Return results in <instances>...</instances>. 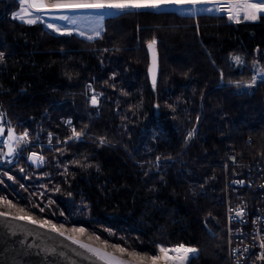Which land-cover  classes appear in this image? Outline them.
I'll return each instance as SVG.
<instances>
[{"label": "trees", "instance_id": "16d2710c", "mask_svg": "<svg viewBox=\"0 0 264 264\" xmlns=\"http://www.w3.org/2000/svg\"><path fill=\"white\" fill-rule=\"evenodd\" d=\"M19 6L0 0V110L30 145L0 165V197L83 225L110 253H154L157 240L195 246L188 264H230L228 154L243 164L264 157V82L245 83L264 68V14L236 22L216 10H116L89 40L15 19ZM34 152L40 163L29 160Z\"/></svg>", "mask_w": 264, "mask_h": 264}, {"label": "snow or ice", "instance_id": "6c2138e0", "mask_svg": "<svg viewBox=\"0 0 264 264\" xmlns=\"http://www.w3.org/2000/svg\"><path fill=\"white\" fill-rule=\"evenodd\" d=\"M20 10L16 13H13V18L19 19L27 24H35L40 19L39 16L35 18H28L34 14L29 11V9H34L37 12L48 10V9H113L118 10L120 13H124L127 10H141V9H152L160 10L166 6H181L180 10L188 13L199 12H211L210 8H183L185 5H203L207 3L215 4L216 10L220 12L226 11L229 19L235 20L236 22L240 21L241 14L245 20H256L261 14H264V0H51V2H46V0H19ZM110 14V13H109ZM61 19L68 20L69 17L63 16ZM104 19V14H100L96 17V28L93 29L94 36L98 37L102 31V21ZM75 23V21H72ZM48 27L53 28L56 32H61V28L53 24H49ZM65 32L68 30L65 29ZM81 36H84V32H80ZM94 36H88L89 40L93 39ZM155 45L156 40L153 38L148 42V48L153 52L152 65L149 68V71L152 76V84L155 88L156 84V56H155ZM4 58V53L0 52V60ZM236 64H243L244 61L240 56H233L231 58ZM258 78H264V68L259 69L257 75L252 77V80L249 82L248 87H251L256 84ZM239 85V82H236ZM91 103L96 105L98 103L97 96L94 94L91 98ZM71 123V121H68ZM5 129L3 126H0V135L4 133ZM8 138L3 141L8 145L7 155L11 156L17 148L13 146L15 142L16 146L20 144H27L28 133L25 132L20 136H16L14 130L9 128L7 129ZM194 133L190 132L188 137L190 138ZM82 135L81 132H77L73 129V137L79 138ZM104 142V138H101V143ZM30 158H36L40 161L43 160L42 157H37L36 153H32ZM76 163H79L78 161ZM238 183H243L239 181ZM0 202L6 203L10 207H15L12 205L11 201L6 200L4 197H0ZM19 211L23 213L25 209L20 208ZM40 211H43L41 208ZM243 210L237 212V215H242ZM0 217L11 218L15 220L27 221L33 225H37L42 228L49 229L52 232L57 233L60 236H65L64 225H55L49 220H38L33 218L30 215H17L12 216L10 212H0ZM73 233H85L84 228H73L71 229ZM68 240H71L73 243L79 245L81 248L86 249L87 251L93 253L101 261H104L105 264H188L191 257H193L198 249L195 247H189L184 244H179L172 248H167L164 246H159L158 255H147L141 254L136 251H129L128 249L121 247L120 245H111L112 248L116 249L117 252L121 254H126L128 257H131L130 260L121 259L113 253L107 252L105 249L93 247L90 244L82 243L80 239H77L75 236L68 235L66 236ZM91 238V237H90ZM99 240V237H96ZM105 248L108 247V242H103ZM261 247L264 248V241L261 243ZM247 251V249H245ZM260 259H264V255H261Z\"/></svg>", "mask_w": 264, "mask_h": 264}, {"label": "built area", "instance_id": "2783aa9c", "mask_svg": "<svg viewBox=\"0 0 264 264\" xmlns=\"http://www.w3.org/2000/svg\"><path fill=\"white\" fill-rule=\"evenodd\" d=\"M219 13L227 15L226 11ZM257 81L264 82V78H258ZM87 89L90 100L94 94L99 97V92L93 89L91 82H87ZM5 125L12 129L9 123ZM3 141L5 140L0 137V165L15 158L22 148L30 145L29 142L16 146L13 142L17 150L9 156ZM30 157L31 155L29 160L32 161ZM225 172L223 228L228 261L231 264H264V259H260L264 255V248L261 247L264 241V157L243 164L235 152H230ZM239 181L243 183H238ZM241 209L243 214L238 216L237 212Z\"/></svg>", "mask_w": 264, "mask_h": 264}, {"label": "water", "instance_id": "95a60500", "mask_svg": "<svg viewBox=\"0 0 264 264\" xmlns=\"http://www.w3.org/2000/svg\"><path fill=\"white\" fill-rule=\"evenodd\" d=\"M146 46L149 57L147 76L152 83L149 68L152 65L153 52L148 48V42ZM155 56L157 83L160 70L157 45ZM0 212L7 211L1 209ZM17 215L20 214L12 213V216ZM68 235L65 233V236H60L27 221L0 217V264H105L93 253L68 240Z\"/></svg>", "mask_w": 264, "mask_h": 264}, {"label": "rangeland", "instance_id": "374dc122", "mask_svg": "<svg viewBox=\"0 0 264 264\" xmlns=\"http://www.w3.org/2000/svg\"><path fill=\"white\" fill-rule=\"evenodd\" d=\"M46 2H51V1L46 0ZM167 7H174L175 9L181 11L180 10L181 6H166L164 8H167ZM182 7L183 8L195 7L196 9H199V8L203 7V8H210L212 10H216L217 6L215 4H213V3H207V4H203V5H196V6L185 5V6H182ZM19 10H20V6L13 13L18 12ZM29 11L32 12L34 15L31 16V17H28V18H35L36 16H39V18L44 21L46 27L51 29L54 32H56V31L53 28L48 27L49 24H53V25H55L57 27H60L61 28V32H65L64 30L67 29L68 31L65 32V33H70L72 31H76L78 33L84 32L85 35H87V36H93L94 35L93 29L96 28V24H97L96 17L98 15L102 14V13L105 16L106 14L112 13L113 11H116V10H113V9H103V10H101V9H48V10L37 12L34 9H29ZM182 12H185V11H182ZM218 12H220V11H218ZM63 16H67V17H69V19L68 20L61 19V17H63ZM227 16H228V14H227ZM240 19H243V15H241ZM72 21H75V23H72ZM102 25H103V21H102ZM57 33H59V32H57ZM236 56H238V55H236ZM258 70H259V67H258L257 71L255 72V75H257ZM251 80L252 79H248V80L245 81V83H249ZM4 119H5L4 118V114L0 110V126H3V128L5 129L4 133L2 135H0V137H2L4 140H7V138H8L7 129H9L10 127L8 128L5 125V120ZM15 135L17 136L16 133H15ZM6 151L8 152V145L7 144H6ZM37 157H39L38 154H37ZM32 161L35 162V163H40V161L35 160L34 158H32ZM6 200H8V199H6ZM11 203H12V205H15V207H10L6 203L0 202V210L2 209L4 211L10 212L11 214L14 213V214H20V215H23V214L24 215H30L33 218L38 219V220H49L53 224H55L57 226L64 225V229L63 230L65 231L66 234L75 236L77 239H81V240H83V241H85V242H87L89 244L91 243L92 245H95V246H97L99 248H102V249H105L106 251H108L105 248V246H104L103 240H100V239L97 240L96 237H98V236L95 235L94 233H92L91 231H88L83 225H76V224H74V225H66L65 223H60L58 221H54L53 219H50L49 217H46V216H45V218L44 217H38V216H36V215L32 214L31 212L26 211V210L23 213H21L19 211V209L20 208L25 209L26 206L25 205H20V204H18L16 202H13V201ZM73 228H84L86 231L83 234H81V233H73L71 231V229H73ZM158 242L159 241L156 240L155 243H154V246H155L154 253L145 252V253H141V254L158 255L159 254L158 253ZM167 246L172 248V247L177 246V245H167ZM186 246H188V245H186ZM189 246L190 247H195V246H192V245H189ZM114 250L116 251V249H114ZM198 252L195 255H197ZM115 255L120 257L121 259H125V260L132 259L131 257H128L126 254H121V253H119L117 251H116Z\"/></svg>", "mask_w": 264, "mask_h": 264}, {"label": "bare ground", "instance_id": "6f19581e", "mask_svg": "<svg viewBox=\"0 0 264 264\" xmlns=\"http://www.w3.org/2000/svg\"><path fill=\"white\" fill-rule=\"evenodd\" d=\"M185 245V244H184ZM159 246H164V247H166L162 242L160 243V242H158V248H159ZM190 247V246H189ZM167 248H170L169 246H167ZM159 253V252H158Z\"/></svg>", "mask_w": 264, "mask_h": 264}]
</instances>
